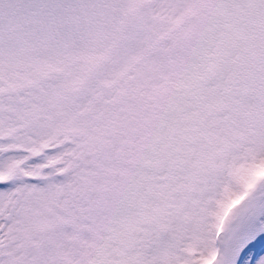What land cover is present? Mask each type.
<instances>
[{"label": "snow or ice", "instance_id": "obj_1", "mask_svg": "<svg viewBox=\"0 0 264 264\" xmlns=\"http://www.w3.org/2000/svg\"><path fill=\"white\" fill-rule=\"evenodd\" d=\"M0 264H264V0H0Z\"/></svg>", "mask_w": 264, "mask_h": 264}]
</instances>
